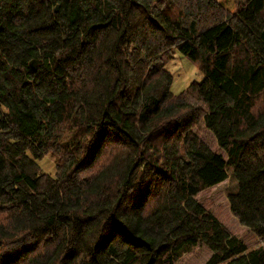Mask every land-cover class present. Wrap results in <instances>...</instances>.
Listing matches in <instances>:
<instances>
[{"label":"trees","instance_id":"trees-1","mask_svg":"<svg viewBox=\"0 0 264 264\" xmlns=\"http://www.w3.org/2000/svg\"><path fill=\"white\" fill-rule=\"evenodd\" d=\"M177 53L203 75L180 94ZM229 179L256 248L197 198ZM199 245L264 264V0H0V264H177Z\"/></svg>","mask_w":264,"mask_h":264},{"label":"rangeland","instance_id":"rangeland-1","mask_svg":"<svg viewBox=\"0 0 264 264\" xmlns=\"http://www.w3.org/2000/svg\"><path fill=\"white\" fill-rule=\"evenodd\" d=\"M228 11H236L246 0H217ZM167 70L173 75L174 82L172 92L180 94L184 92L192 83H201L203 75L198 72L196 67L181 54L177 53L175 59L167 66ZM192 103H195L191 99ZM43 171L53 173L54 163L50 157L45 158L41 162ZM236 182L229 179L220 185L205 191L197 197L198 200L205 205L229 230L241 239L249 248H256L261 241L247 227L240 225L238 220L232 216L230 212V204L228 194L235 190ZM212 253L203 245L194 248L188 254H185L177 264H206Z\"/></svg>","mask_w":264,"mask_h":264},{"label":"water","instance_id":"water-1","mask_svg":"<svg viewBox=\"0 0 264 264\" xmlns=\"http://www.w3.org/2000/svg\"><path fill=\"white\" fill-rule=\"evenodd\" d=\"M56 12L58 11V7H56ZM29 67H30V70L32 71V72H34L36 69H37V62L34 60V61H32L31 63H30V65H29Z\"/></svg>","mask_w":264,"mask_h":264}]
</instances>
